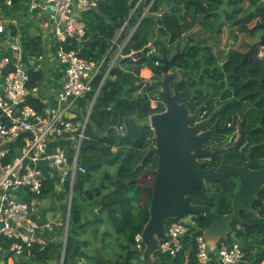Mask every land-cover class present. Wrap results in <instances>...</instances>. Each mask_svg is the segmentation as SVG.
Listing matches in <instances>:
<instances>
[{
	"label": "trees",
	"instance_id": "16d2710c",
	"mask_svg": "<svg viewBox=\"0 0 264 264\" xmlns=\"http://www.w3.org/2000/svg\"><path fill=\"white\" fill-rule=\"evenodd\" d=\"M224 4L225 19L220 22L217 10ZM146 8L148 12L142 18ZM160 11L156 19L149 16ZM82 18L86 35L80 42L73 40L68 48H75L89 61L102 62L93 89L80 101V118L93 102L83 142L87 149L81 152L80 159L85 172L79 173L73 187L67 241L55 238L44 246L34 245L30 256H21L20 264H137L141 259L145 264L144 245L142 249L138 247L136 236L149 220L154 183L143 185L141 177L150 173L155 176L158 158L155 155L144 163L142 159L155 144L149 117L163 112L166 106L159 101L153 106L155 86L145 80L142 70L154 63L152 79L161 74L156 59L163 49L157 41H169L173 31L194 33L196 29L218 35L228 25L236 38L238 34H249L253 24L264 21V0H103ZM120 43L124 56L118 57L106 74ZM149 44H154L157 52L147 55ZM25 48L30 55H40L43 50L35 39L29 40ZM210 48L203 60L207 66H215L214 71L221 72L223 80L210 79L206 84L207 98L222 99L218 106L208 103L211 107L208 113L219 109L224 114H245L250 129L251 123L264 119V47L258 55L244 58L245 52L233 44L221 64ZM132 51H136L133 57L125 56ZM194 56L195 61L201 60L197 53ZM44 75L43 69L30 70L29 87L39 86ZM197 82L194 78L192 88L188 85L181 88L185 100L190 101L189 108L195 110L203 105L204 111L206 97L204 89L195 88L196 84L200 86ZM212 88L220 89L212 93ZM28 102L38 109L42 106L33 97ZM118 125L124 126L123 133L116 130ZM65 188L69 194V183ZM233 189V185L224 184L228 207ZM55 192V183L48 181L39 198L46 199ZM142 194L144 201H141ZM103 203L106 207L99 212ZM134 203L138 205L136 215L131 211ZM68 207V203L62 205L65 216ZM65 216L61 218L65 220ZM262 221L258 231L243 229L237 233L236 240L245 251L239 264H264ZM62 227L58 225L57 233ZM203 232L204 221L198 220L184 236L183 247L176 255L158 252L156 259L161 264H199L196 237Z\"/></svg>",
	"mask_w": 264,
	"mask_h": 264
},
{
	"label": "built area",
	"instance_id": "2783aa9c",
	"mask_svg": "<svg viewBox=\"0 0 264 264\" xmlns=\"http://www.w3.org/2000/svg\"><path fill=\"white\" fill-rule=\"evenodd\" d=\"M101 1L42 0L54 33L52 44L40 55H30L22 43L15 40L9 43L11 55L0 57V264H5V257H21L23 254L28 257L34 245L47 244L44 233L48 224H42L35 215L39 201L43 200L39 196L44 185L48 181L54 182L55 193L62 196L69 183L71 203L78 175L85 172L80 159L90 114L88 110L80 118V101L93 89L102 62L89 61L68 46L73 40L80 42L85 37L86 23L82 17ZM147 12L148 8L142 18ZM4 31L5 26L0 20V33ZM122 48L106 74L115 60L124 56ZM155 52L156 47L149 44L147 55ZM135 54L136 51H132L125 56ZM45 61L62 74L54 91L40 94L39 86L29 87L28 73L33 66L34 69L41 68ZM32 97L41 103V108L28 102ZM153 106H156L155 100ZM116 130L123 133L124 126L118 125ZM69 213L70 204L66 224L62 218V223L58 224L66 225V237ZM58 218L55 214L54 219L58 221ZM192 225L194 222L189 215L169 221L168 239L161 241L159 252L176 255ZM136 239L142 249L141 233ZM196 244L199 264H216L215 257L219 264H239L245 256L237 240H221L219 247L215 246V252L209 248L203 235L196 237ZM152 264L161 263L155 256Z\"/></svg>",
	"mask_w": 264,
	"mask_h": 264
},
{
	"label": "water",
	"instance_id": "95a60500",
	"mask_svg": "<svg viewBox=\"0 0 264 264\" xmlns=\"http://www.w3.org/2000/svg\"><path fill=\"white\" fill-rule=\"evenodd\" d=\"M161 12L149 16L156 19ZM256 31H262V34L258 41L248 44L249 50L244 53V58L253 54L258 55L260 49L264 47V21H258L250 28L251 33ZM157 44L163 49V55L157 57V61L164 76L160 80H148V82L158 86L154 99L162 101L166 109L149 117V124L154 130L155 144L142 159L144 163L153 155L158 158L149 206L150 216L141 232V242L145 246L143 250L145 264L154 262L156 254L161 249V241L168 239L169 221L187 214H199L202 218L204 200L192 193L198 188L204 191L207 181L217 182L228 171L240 178V186L235 190L232 199L233 213L227 215L212 213L216 220L203 232L204 239L213 241L217 247L220 245L219 240H229V233L233 239L236 238V231L230 226L231 219L234 217L241 219V209L251 211L246 206V200L254 198L255 192L264 184V168L253 171L248 162L241 167L223 162L219 167L204 168L205 163L202 158L213 156L215 152H204V132H200L204 124L201 122L193 125L199 115L200 107L194 113H190L186 104L178 101L182 94L179 86L186 79L183 77L175 83L174 89H171L169 79L172 75L168 71L177 55L170 58L168 46L159 41ZM86 149L87 147H83V150ZM250 154L248 153L246 158L251 159ZM259 161L264 163L262 159ZM105 207L106 204L103 203L99 212Z\"/></svg>",
	"mask_w": 264,
	"mask_h": 264
},
{
	"label": "flooded vegetation",
	"instance_id": "af4514ba",
	"mask_svg": "<svg viewBox=\"0 0 264 264\" xmlns=\"http://www.w3.org/2000/svg\"><path fill=\"white\" fill-rule=\"evenodd\" d=\"M193 34L197 35L193 36ZM208 37V33L204 30L196 31L195 29L194 33L185 32L180 34L179 32L173 31L169 37V41L165 43L170 49L169 57L172 58L177 55L175 62H173L168 71L172 75L169 79L170 87L173 90L176 82L180 81L183 77L186 79V81L182 82L179 86L182 94L178 98V101L180 103H185L190 110V113H194L196 109L191 110L189 108L188 103L190 101L185 100V92L181 87H183V85H188L192 88L191 83L194 77L189 76L188 73H186V66L195 65L194 55L196 53L197 58L201 60L205 58L206 54L209 52L207 49L212 46L208 42ZM162 55L163 50L161 56ZM221 55L222 54H220L218 58ZM158 65H156L157 68H159ZM216 69L215 66L204 67V81H209L211 79L209 77L210 75H212L213 78L211 80L217 79V82L222 81L223 78L215 74L216 72L214 70ZM154 75L153 72L152 77ZM163 76L164 73L161 70V74L158 77L150 80H160ZM157 87L158 86H155V91ZM206 95L207 88L204 86V97H206ZM221 101L222 99L204 98V111L202 110L203 105L198 106L200 107V112L193 124L195 125L201 122L204 124L200 130V132H204V152H215L213 156H204V158H202L205 163L204 168L209 169L211 167H219L223 162H226L228 165H236L239 167L244 166L248 162L250 164V169L253 171H258L261 168H264V163L259 161L261 159L264 160V119L261 117L258 121L251 123V128L248 129L245 114L234 115L216 113L217 109H214L213 113H208V110L211 108L208 106V103L215 105ZM218 105L219 104L216 106ZM248 153H251V159L246 158ZM224 184L234 186L232 191L234 195L235 190L240 186V178L228 171L224 174V177L217 182L207 181L205 183L204 191L201 188H198L192 193V195L204 200V215H202V218H200L199 214L187 215L192 218L194 225L198 220L204 221V232L210 228L216 220L212 213L227 215L234 211L232 207L233 195L230 207H228L224 197ZM246 206L250 208L251 211L247 212L246 210L241 209V219L238 217L231 219L230 226L233 231H236V238L233 239L231 233H229V240L227 241L236 240L237 233L241 232L243 229L246 231L249 229L252 231H258L260 228V224L264 219V184H262L255 192L254 198L246 200ZM220 241L221 240H219V243Z\"/></svg>",
	"mask_w": 264,
	"mask_h": 264
},
{
	"label": "crops",
	"instance_id": "0c3cea01",
	"mask_svg": "<svg viewBox=\"0 0 264 264\" xmlns=\"http://www.w3.org/2000/svg\"><path fill=\"white\" fill-rule=\"evenodd\" d=\"M0 20L5 26V31L0 33V57L11 55L9 49V43H11V41L18 40L25 47L29 40L35 39L40 42L44 50L52 44L54 33L48 12L43 8L42 0H18L17 2H13L12 0L11 3H9L8 0H0ZM41 66L42 67L39 69L44 70L45 75L48 76L49 83L55 87L62 73L55 70L49 61H45ZM33 67L31 70H34ZM149 71L150 68L148 66L144 67L142 70V76L146 80L149 79L150 75L145 73ZM50 90L51 89H49L48 92ZM41 205L42 207H40ZM55 214L58 218V210L54 207L49 208V203L48 201L46 202V199L39 201L35 215L42 224H48L47 230L44 233L48 242L54 240L57 236L59 222L54 219ZM215 246L214 244V247H212L214 252L216 250ZM18 259H20V261ZM21 259L22 257L15 259L13 256L11 258L5 257L4 261L5 264H20ZM214 262L219 264L217 257L214 258Z\"/></svg>",
	"mask_w": 264,
	"mask_h": 264
},
{
	"label": "rangeland",
	"instance_id": "374dc122",
	"mask_svg": "<svg viewBox=\"0 0 264 264\" xmlns=\"http://www.w3.org/2000/svg\"><path fill=\"white\" fill-rule=\"evenodd\" d=\"M224 8H225V4L222 5V6H220L218 8V10H217V13L220 14V22L225 19V15L223 13L224 12L223 11ZM253 25H255V24H253ZM207 33L209 35L208 42L212 45L211 46V49H210L211 52L213 54H215L216 56H219L220 54H222L219 57L220 58L219 59V62L221 64V63H223V60H224L223 57H224V55H226V53L228 52V49L231 48L233 44L237 48H240L242 51L246 52L249 49L248 44H252V43L258 41L259 38H260V36H261V34H262V31H256L255 34L254 33H251V32L249 34H238V37L236 38V37H234L231 34L228 25H226V26L223 27V30L221 31V33L218 34V35H213L210 32H207ZM117 34L120 35V31ZM210 36H212V38ZM159 42H161L162 44H165L167 41L166 40L165 41L164 40L163 41L160 40ZM122 46H123V44L120 43L119 44V48H122ZM119 51H120V49L114 51L115 57L118 55ZM260 55H261V53H260ZM153 65H154V63H149L148 67L150 68V71L151 72L149 71V72H146L145 73L147 75H150L149 78H151V76L153 75V70H152V66ZM206 66H207L206 65V61H204V60L195 61V65L194 66H190V65H187L186 66V68H187L186 73H188L189 76H193L196 80H198V82L200 84V86H197V84H196L195 88H202V89H204V86H207L208 85L209 82L207 80L204 81V67H206ZM208 67H213V66H208ZM215 74L220 76L221 75V72L218 71ZM209 77L211 79H213L212 78V75H210ZM39 87H40L39 90H41V93L40 94H42V93L47 94L49 89H51L52 91H54V89H55L54 86H52V84L49 83L48 76L47 75H44V77H43V79H42L41 84L39 85ZM219 89L220 88H217V89L212 88L211 92L212 93H216ZM232 100H233V103H235V98H232ZM216 105H217V103L215 104V106ZM215 108H217V107H215ZM216 113H222V112L218 109ZM107 169H109L110 171H114V168H112V167H108ZM154 180H155L154 174H152V173H150V175L149 174L148 175L146 174V175H143L141 177V184H143V185H152L154 183ZM62 196H64L63 199L59 198V196L57 194H55V195H49L46 198V202L48 201V203H49V208L54 207V208H56L58 210V213L60 214L59 215L60 217L58 218L59 223H62L61 217L62 216L63 217L65 216L64 215V211L62 210V205L64 203L66 204V203L69 202V194L66 193V194H64ZM141 196H142L141 197V201H144L145 200V195L142 194ZM40 207H42V205ZM131 211H132V214L133 215H136V213L138 211V205H137V203H134V204L131 205ZM67 218L68 217L66 215L65 216V222H64L65 224L67 222ZM65 224L61 228V232L60 233H57V236H56V238H60L64 242H66L67 241V238H68V237H66V233H65V228H66L65 227L66 226ZM81 235H82V233L80 234V236ZM90 238H91V235H90ZM207 243H208L209 248L214 247V242L213 241L208 240ZM92 252H93V250H92ZM14 258L17 259L18 256L17 255H14ZM18 260L20 261V259H18ZM137 264H144V262L141 259V260H139V262H137Z\"/></svg>",
	"mask_w": 264,
	"mask_h": 264
},
{
	"label": "clouds",
	"instance_id": "9594fccd",
	"mask_svg": "<svg viewBox=\"0 0 264 264\" xmlns=\"http://www.w3.org/2000/svg\"><path fill=\"white\" fill-rule=\"evenodd\" d=\"M154 45V44H153ZM155 46V45H154ZM156 52H157V48H156ZM154 54V53H153ZM114 60V59H113ZM156 62H158L157 61V59H156ZM159 64V62L158 63H156V65H158ZM150 79H152V76H151V78H149L148 80H150ZM146 80V79H145ZM148 80H146L147 82H148ZM153 100H155V99H153ZM156 101V104H157V101L158 100H155ZM71 202H72V199H71ZM70 204V206H71V203H70V201L68 202V205ZM68 227H69V224H68Z\"/></svg>",
	"mask_w": 264,
	"mask_h": 264
}]
</instances>
